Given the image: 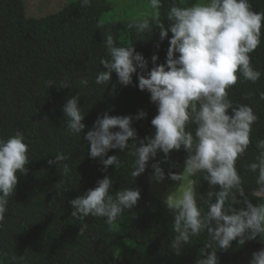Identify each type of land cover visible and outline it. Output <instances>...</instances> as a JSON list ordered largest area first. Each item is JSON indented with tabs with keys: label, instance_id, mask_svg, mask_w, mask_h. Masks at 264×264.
<instances>
[{
	"label": "trees",
	"instance_id": "obj_1",
	"mask_svg": "<svg viewBox=\"0 0 264 264\" xmlns=\"http://www.w3.org/2000/svg\"><path fill=\"white\" fill-rule=\"evenodd\" d=\"M250 2L254 10L264 11V0ZM172 3L173 0H164L161 18ZM110 10L106 0H92L87 7H81L80 0H70L58 11L37 17L28 15L24 0H0V137L8 138L17 130L22 131L26 141H30L31 158L26 165L27 174L18 173L15 194L0 226V264H196L201 258L207 233L193 237L192 243L177 254L171 248L174 213L149 191L152 164L160 162L165 178L170 179L169 173L183 171L189 155L183 148L173 150L166 160L165 154L158 152L148 162L146 171L134 180L130 175L134 159L131 148L108 152L107 155H117L121 161L118 170L115 165L105 170L100 158L89 155L90 144L85 136L104 113L135 117L139 111H145L146 117L133 120L137 142L154 135L151 120L158 114L150 93L139 89L136 74L128 86L119 83L115 72L107 86L95 83L97 73L103 70L99 61L106 55L105 36L112 34L118 45L132 43L148 60L151 70L155 66L153 55L159 57L157 64L166 63L173 35L169 32L161 40L156 27L141 38L128 27L130 22L103 21ZM168 24L165 18V25ZM251 57L253 65L262 72L260 80L238 81L229 90V98L235 104H250L259 117L253 125L252 143L237 161L246 194L252 203L259 204L264 202V192L259 191L257 176L247 171L246 165L255 159L256 142L264 139V99L260 95L264 93V28L261 44ZM81 78L88 79L87 87L79 83ZM49 79H68L72 86L53 84L48 88L45 82ZM77 93L86 113V127L82 133L71 135L62 109ZM190 127L194 131L195 125ZM61 151L69 157L64 161L70 168L67 176L57 164H48ZM203 175L198 173L193 181L206 198L213 186ZM105 176L113 180V193L125 187L139 188L141 197L137 204L125 209L111 226L101 217L89 216L80 221L72 216L70 201L95 188ZM253 192L256 196L251 195ZM237 199H242L239 194ZM82 223L88 227L80 235ZM255 248H264L259 236L243 245L234 240L229 249L217 250L219 264H233Z\"/></svg>",
	"mask_w": 264,
	"mask_h": 264
},
{
	"label": "clouds",
	"instance_id": "obj_2",
	"mask_svg": "<svg viewBox=\"0 0 264 264\" xmlns=\"http://www.w3.org/2000/svg\"><path fill=\"white\" fill-rule=\"evenodd\" d=\"M188 2L173 0L161 18L164 0H150L155 14L150 19H135L128 24L141 38L156 27L160 29L161 40L169 32L173 34L166 63L157 64L159 57L153 55L151 60L155 66L151 70H148V60L132 43L118 45L112 34H107L103 41L106 55L99 61L103 70L97 73L95 83L107 86L115 72L119 83L128 86L133 83V75H138L139 89L147 90L151 101L158 106V114L151 120L154 135L137 142V131L132 124L134 119L147 116L143 110L135 117L106 112L97 118L85 139L90 144L89 155L100 158L105 170L111 165L117 170L121 167L117 155H107L110 150L123 152L131 148L133 180L146 171L148 162L158 152H163L166 160L173 150L183 148L189 154L183 171L168 175L184 186L170 191L164 200L174 213L175 236L171 248L179 254L186 244L192 243L193 237L206 232L208 240L196 264H219L217 250L229 249L234 240L239 245L258 236L264 240V202L252 203L237 168L238 159L245 156L252 143L253 125L259 117L250 104H235L229 98V90L238 81L256 83L262 76L252 63L251 53L261 44L264 11L254 10L250 0H196L186 6ZM91 3L92 0H80L81 7ZM45 83L48 88L53 84L72 86L68 79L60 82L49 79ZM79 83L87 87L89 81L81 78ZM260 95L264 99V93ZM80 99L77 93L63 105L71 135L82 133L86 127L83 122L86 113ZM191 125H195L194 131ZM256 149L255 159L246 165V170L256 174L258 189L264 192V139L256 142ZM29 152L30 141H26L22 131L17 130L8 138L0 137V226L15 194L18 173L28 172ZM67 159L61 151L48 164H57L67 176L70 173L64 163ZM152 168L153 179L162 182L166 174L160 162L153 163ZM198 173H203V179L213 186L206 198L197 190L195 182L187 179ZM112 188L111 177L100 179L95 188L70 201L74 209L71 215L80 221L89 216L101 217L111 226L141 197L139 188L125 187L114 193ZM238 194L242 199H237ZM237 204L245 207L237 208ZM87 227L82 223L80 235ZM252 255L250 264H264V248Z\"/></svg>",
	"mask_w": 264,
	"mask_h": 264
},
{
	"label": "rangeland",
	"instance_id": "obj_3",
	"mask_svg": "<svg viewBox=\"0 0 264 264\" xmlns=\"http://www.w3.org/2000/svg\"><path fill=\"white\" fill-rule=\"evenodd\" d=\"M26 11L29 16H45L61 9L70 0H24ZM111 5V10L107 12L103 21H125L132 22L135 19L151 18L155 11L150 6V0H106ZM196 3V0H189L188 5ZM187 179L193 180L192 177ZM149 191L156 200L164 203L167 194L177 187H183L180 182L165 178L162 182L153 179V172L148 176ZM186 183V181H185ZM165 204V203H164ZM207 210V206H205ZM264 242V240L261 239ZM261 248L251 249L243 256L241 260L233 264H250L253 253ZM119 251V250H118Z\"/></svg>",
	"mask_w": 264,
	"mask_h": 264
}]
</instances>
